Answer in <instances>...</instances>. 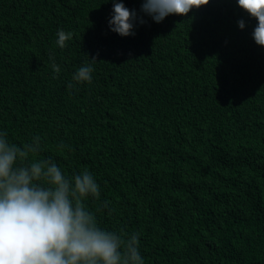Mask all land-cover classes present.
<instances>
[{"label":"trees","instance_id":"1","mask_svg":"<svg viewBox=\"0 0 264 264\" xmlns=\"http://www.w3.org/2000/svg\"><path fill=\"white\" fill-rule=\"evenodd\" d=\"M123 3L145 20L135 35L109 30L112 0H0V129L18 145L40 136L32 159L91 171L100 195L87 207L102 227L139 232L145 264H264L255 18L208 0L156 23L143 0ZM59 29L73 33L64 48ZM86 63L91 83L69 89Z\"/></svg>","mask_w":264,"mask_h":264},{"label":"clouds","instance_id":"2","mask_svg":"<svg viewBox=\"0 0 264 264\" xmlns=\"http://www.w3.org/2000/svg\"><path fill=\"white\" fill-rule=\"evenodd\" d=\"M107 2V0H105ZM208 0H143L140 12L160 23L169 14H186ZM256 24L251 37L264 46V0H236ZM135 9L123 0H112L109 30L120 36L135 35L144 24ZM237 26L244 29L245 21ZM55 41L59 48L73 33L59 29ZM54 77L61 71L49 56ZM95 61V59H89ZM93 64H82L67 83H91ZM41 138L33 135L22 145L10 142L0 129V264H145L140 251V233H124L102 227L96 212L86 205L89 197L100 195V186L87 169L71 175L51 159H32L41 151ZM99 208H111L107 201ZM99 210V209H98Z\"/></svg>","mask_w":264,"mask_h":264}]
</instances>
